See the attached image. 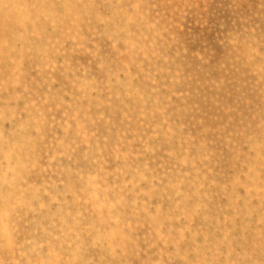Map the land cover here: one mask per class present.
<instances>
[{
	"label": "rangeland",
	"instance_id": "374dc122",
	"mask_svg": "<svg viewBox=\"0 0 264 264\" xmlns=\"http://www.w3.org/2000/svg\"><path fill=\"white\" fill-rule=\"evenodd\" d=\"M0 264H264V0H0Z\"/></svg>",
	"mask_w": 264,
	"mask_h": 264
},
{
	"label": "bare ground",
	"instance_id": "6f19581e",
	"mask_svg": "<svg viewBox=\"0 0 264 264\" xmlns=\"http://www.w3.org/2000/svg\"><path fill=\"white\" fill-rule=\"evenodd\" d=\"M16 184V183H15Z\"/></svg>",
	"mask_w": 264,
	"mask_h": 264
}]
</instances>
